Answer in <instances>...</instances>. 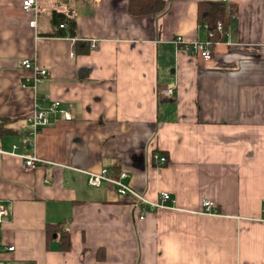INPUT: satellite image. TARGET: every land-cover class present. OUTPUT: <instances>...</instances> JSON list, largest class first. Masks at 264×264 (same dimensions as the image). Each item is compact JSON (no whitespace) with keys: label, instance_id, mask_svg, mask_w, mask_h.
<instances>
[{"label":"crops","instance_id":"1","mask_svg":"<svg viewBox=\"0 0 264 264\" xmlns=\"http://www.w3.org/2000/svg\"><path fill=\"white\" fill-rule=\"evenodd\" d=\"M199 1L134 14L129 0H0V149L31 152L32 111L60 102L36 138L45 163L0 152L3 264H264V0L224 1L237 16L208 60L173 41L207 37ZM25 57L48 69L35 84ZM103 167L175 207L141 219L114 184L89 183ZM206 197L214 213L199 212ZM63 220L67 251L46 237Z\"/></svg>","mask_w":264,"mask_h":264},{"label":"built area","instance_id":"2","mask_svg":"<svg viewBox=\"0 0 264 264\" xmlns=\"http://www.w3.org/2000/svg\"><path fill=\"white\" fill-rule=\"evenodd\" d=\"M227 1V0H223ZM37 0H22V8L26 11L36 10L37 9ZM231 18H236V13L232 12L230 14ZM32 24L36 23V20L31 21ZM61 26H64L61 24ZM218 28L222 27V23L218 22ZM212 33L209 32L207 37L204 39H195L187 40L182 36H177L173 41L177 45H185L190 48L192 52L200 55L203 59L208 60L213 57V42L211 40ZM94 47V44L92 45ZM21 63L26 68H33L35 74L33 77L34 84L43 79L48 74V69L41 67L36 58L25 57L21 60ZM162 94L166 96H171L174 92V85H167L161 89ZM60 105L59 101H55L49 109H39L35 108L30 117V129L25 136L22 137L21 142L24 148H29L31 152H17V144L12 146L11 150L0 149L1 153L18 155L23 159V164L27 169H34L37 164L45 163V159L38 156L35 152L36 138L38 133L41 131V128L49 124L51 121L52 114L58 110ZM64 117L66 119H71L72 116L69 112L64 111ZM154 158L160 160L161 162H166L167 158L164 155L155 154ZM88 181L93 186H100L101 183L105 180L114 184L117 188V191L122 196H127L132 199V204L135 211L138 212V215L141 219L145 217L146 208L145 205H149L154 208H166L171 209L175 207V198L169 191H160L159 196L156 200H150L147 195L138 191L129 183H126L124 179L128 176L126 171H121L118 176H113L107 167H103L98 171H88ZM216 206V202L211 198H203L201 200V208L199 212L202 213H214L213 208ZM263 213H264V200H263ZM7 214L5 207L0 205V222L2 217ZM8 249H14V246H9ZM0 264H3V261H0Z\"/></svg>","mask_w":264,"mask_h":264},{"label":"trees","instance_id":"3","mask_svg":"<svg viewBox=\"0 0 264 264\" xmlns=\"http://www.w3.org/2000/svg\"><path fill=\"white\" fill-rule=\"evenodd\" d=\"M165 0H129L130 11L134 14H142L148 12H156L163 9ZM236 9L234 4L228 5L222 0H201L198 3V21L201 25L207 28L208 33L211 32V40L215 45L218 41L226 39L227 31L232 24V18L230 14ZM54 20L57 23H62L67 31L57 33L60 35L69 34L75 36L76 34V21L73 18H66L61 14H55ZM218 22L222 23V27L218 28ZM67 24V25H66ZM118 176V175H113ZM57 236L59 240L60 248L67 251L71 248V234L67 228V221H59L55 223H47L46 225V237L47 242L53 237Z\"/></svg>","mask_w":264,"mask_h":264}]
</instances>
